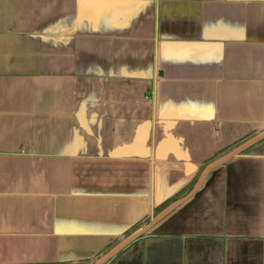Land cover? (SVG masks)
<instances>
[{
  "label": "crops",
  "instance_id": "0c3cea01",
  "mask_svg": "<svg viewBox=\"0 0 264 264\" xmlns=\"http://www.w3.org/2000/svg\"><path fill=\"white\" fill-rule=\"evenodd\" d=\"M262 132L264 0H0V264H93ZM106 264H264V138Z\"/></svg>",
  "mask_w": 264,
  "mask_h": 264
},
{
  "label": "water",
  "instance_id": "95a60500",
  "mask_svg": "<svg viewBox=\"0 0 264 264\" xmlns=\"http://www.w3.org/2000/svg\"><path fill=\"white\" fill-rule=\"evenodd\" d=\"M264 138V132L256 134L255 136L245 140L243 143L235 147L233 150L230 152L226 153L216 161H214L211 165L207 166L204 168V170L201 172L196 184L194 187L187 193L185 194L182 198L179 200L171 203L167 207H165L163 210L158 212L156 215H154L149 222L140 228L139 230L135 231L134 233L130 234L127 236L125 239H123L119 244H117L114 248H112L109 252H107L105 255H103L101 258H99L96 262L93 264H106L116 253H118L120 250H122L125 246L133 242L134 240L138 239L139 237L143 236L145 233H147L149 230H151L160 220L172 212L175 208H177L179 205H181L183 202H185L190 196H192L201 186L202 181L205 177V175L211 171L212 169L218 167L219 165L223 164L226 162L228 159L231 157L239 154L242 152L244 149H246L249 145L252 143Z\"/></svg>",
  "mask_w": 264,
  "mask_h": 264
},
{
  "label": "rangeland",
  "instance_id": "374dc122",
  "mask_svg": "<svg viewBox=\"0 0 264 264\" xmlns=\"http://www.w3.org/2000/svg\"><path fill=\"white\" fill-rule=\"evenodd\" d=\"M169 205H170V204H169ZM159 211H160V210H158V212H159ZM158 212H157V213H158ZM157 213H156V214H157Z\"/></svg>",
  "mask_w": 264,
  "mask_h": 264
}]
</instances>
